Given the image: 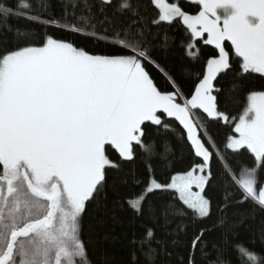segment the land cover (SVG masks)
I'll return each mask as SVG.
<instances>
[{"label":"snow or ice","instance_id":"6c2138e0","mask_svg":"<svg viewBox=\"0 0 264 264\" xmlns=\"http://www.w3.org/2000/svg\"><path fill=\"white\" fill-rule=\"evenodd\" d=\"M190 2L0 0V264H114L117 239L121 264H166L205 220L179 264H264V90L248 87L264 81V0ZM210 121L230 128L223 150ZM250 215L259 245L238 232Z\"/></svg>","mask_w":264,"mask_h":264},{"label":"trees","instance_id":"16d2710c","mask_svg":"<svg viewBox=\"0 0 264 264\" xmlns=\"http://www.w3.org/2000/svg\"><path fill=\"white\" fill-rule=\"evenodd\" d=\"M10 2H14V0H10ZM182 3H184L185 7L187 10L190 11H198V8L192 4L190 1L187 0H182ZM54 4V11L56 13H59L60 11V0H53ZM11 23L13 25L20 24L23 25L26 23L25 20L23 19H16L12 18ZM50 31L52 29H49ZM177 39L182 35V30L177 29L175 30ZM69 35V34H66ZM70 39H75L77 41H80L82 38L74 36V35H69ZM160 56L166 55L170 61H177L181 55V53L178 50H173L169 51L167 53L160 52L158 53ZM264 83V81L259 80L257 77H253L248 81V87L253 89V90H264L261 88V84ZM222 84L225 88L229 87L230 85V78L225 77L222 81ZM229 112L232 115L238 116L242 112V107L239 105L235 104H230L229 105ZM177 131L180 132L181 129L179 125H176ZM208 131L209 133L213 136V138L216 140L217 144L221 146L222 148V142L224 139L225 134L230 132V128L228 125H225L223 123H218V122H209L208 123ZM174 151H175V162H174V170L179 171L185 169L189 163L191 162V155H190V146L187 144L186 140L184 141H179L176 140L174 141ZM250 163V160H249ZM128 167H133V165H128ZM213 173L214 175L217 176V179L213 181V186L209 189V194L214 197V204L219 202L223 196L222 189L220 187L219 183V170H220V165L214 160L213 161ZM138 191V189H137ZM170 197L171 194H168ZM251 204H246L240 211H245V210H250L251 209ZM231 211H236V209H230ZM117 215H123L122 213H117ZM213 219H215V213L213 216ZM89 222V217H85V224L87 225ZM260 222H261V217L259 215H256L255 218H253L251 215L248 216L242 224H240L238 228L239 235L247 242V241H254L256 244L261 243L260 239ZM187 223V222H186ZM212 221L211 220H205L202 224H197L193 225L190 224L188 225L187 228V235H181L180 237V243L177 244L176 246L169 245L170 250L173 252V255L171 258L166 262V264H179V259L180 257H187L188 255V247H187V239L188 237H191L193 235V232L195 231L196 227H202L205 225H211ZM126 228H122L120 226H117L115 229L114 235L119 237L123 231H125ZM213 236H218L219 231H216L212 234ZM102 247L108 249L109 255L113 258L114 264H121V261H123L126 258L127 255V250L123 246L122 242L117 239L115 241H108L105 242ZM197 260L199 261L200 255L197 253Z\"/></svg>","mask_w":264,"mask_h":264},{"label":"rangeland","instance_id":"374dc122","mask_svg":"<svg viewBox=\"0 0 264 264\" xmlns=\"http://www.w3.org/2000/svg\"><path fill=\"white\" fill-rule=\"evenodd\" d=\"M187 1H190V0H187Z\"/></svg>","mask_w":264,"mask_h":264}]
</instances>
